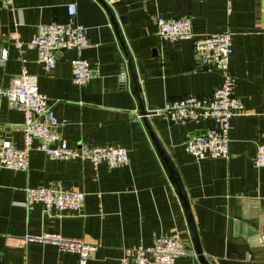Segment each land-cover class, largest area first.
I'll use <instances>...</instances> for the list:
<instances>
[{
	"label": "crops",
	"instance_id": "1",
	"mask_svg": "<svg viewBox=\"0 0 264 264\" xmlns=\"http://www.w3.org/2000/svg\"><path fill=\"white\" fill-rule=\"evenodd\" d=\"M70 3L76 21L88 27L83 56L95 71L81 85L72 80V50L59 51L47 70L34 49L14 45L16 38L27 42L39 23L65 22ZM159 16L191 17L197 36L232 33L229 69L245 113L231 120L228 156L198 160L183 145L212 126L210 119L169 123L155 117L151 127L178 172L203 255L211 264H264V167L253 163L264 143V0L0 2V56L7 53L0 59V85L25 68L36 75L56 117L66 120L59 131L69 146L121 145L129 157L127 164L109 167L50 159L34 148L27 170L0 165V264H77L75 252L23 241L41 231L94 245L87 264H120L125 248L176 235L189 253L175 264H199L181 198L144 127L139 102L159 108L176 97L209 96L222 77L199 64L191 40L160 37ZM23 121V112L0 97V142L21 147ZM26 187L81 191L83 208L60 215L40 202L26 207Z\"/></svg>",
	"mask_w": 264,
	"mask_h": 264
},
{
	"label": "built area",
	"instance_id": "2",
	"mask_svg": "<svg viewBox=\"0 0 264 264\" xmlns=\"http://www.w3.org/2000/svg\"><path fill=\"white\" fill-rule=\"evenodd\" d=\"M8 7L13 0H0ZM76 5H67V20L62 23H39L27 42L15 39L19 50L34 49L37 60L45 69L55 66L59 51L72 50L70 59L72 80L76 84L88 82L95 71L83 56L89 45L88 27L76 21ZM157 32L163 39L192 41L193 53L201 66L221 73V83L209 96L185 95L167 101L155 108L153 115L165 118L169 123H182L210 119L213 125L185 139L186 151L195 159L226 158L228 156L229 130L235 115L245 113L241 100L234 94V76L229 69L232 54V33L228 30L197 36L192 30L191 17H165L156 19ZM6 51L0 59H6ZM126 72L122 71L121 76ZM0 97L11 108L21 110L23 143L17 147L10 141L0 142V165L15 170H27L31 150L38 149L50 159L88 160L94 165L105 162L109 167L129 162L127 149L121 145L69 146L61 137L59 127L66 123L58 119L46 95L39 91L37 77L25 68L11 78L8 86L0 85ZM37 143L34 145V143ZM255 167H264V143L257 146L253 160ZM25 201L29 207L35 202L46 208L56 209L60 215L65 211L79 212L83 208L85 194L81 191L60 190L50 187H26ZM25 243L51 244L62 251L77 253V264H87L95 246L80 239L68 238L59 233L41 231L23 236ZM189 253L180 237L157 236L148 246L134 245L124 249L120 264H175L176 258Z\"/></svg>",
	"mask_w": 264,
	"mask_h": 264
},
{
	"label": "water",
	"instance_id": "3",
	"mask_svg": "<svg viewBox=\"0 0 264 264\" xmlns=\"http://www.w3.org/2000/svg\"><path fill=\"white\" fill-rule=\"evenodd\" d=\"M121 21L125 20V17H122L120 19ZM116 28V26H115ZM118 32V31H117ZM119 35V34H118ZM130 73L132 76V83L134 85H136V81L134 80V76L132 74V70L130 69ZM122 79L124 81H126V77L125 75H123ZM140 104V115H141V119L142 122L144 124V127L146 128L152 142L153 145L156 149V151L158 152L162 163L167 171V173L169 174V177L177 191V194L179 195V197L181 198L182 201V205L184 207V211H185V215H186V220L188 223V228L190 231V235H191V239L194 245V249L196 252V257L198 260L199 264H211L208 260V258H206L203 253H202V249L200 247V243H199V239H198V235H197V231H196V227L194 225V220L190 211V206H189V202L188 199L186 197V193L184 191V187L182 185V182L180 180V177L178 175V172L176 171L171 159L169 158L168 154L166 153V151L164 150L163 146L161 145V143L159 142V140L157 139L152 127H151V122L152 123H157L158 122V118H155L157 116L153 115V111L155 109V107L150 106L147 109L144 107L142 102H139ZM153 116V118L151 119V121H149V119L147 118V116Z\"/></svg>",
	"mask_w": 264,
	"mask_h": 264
}]
</instances>
